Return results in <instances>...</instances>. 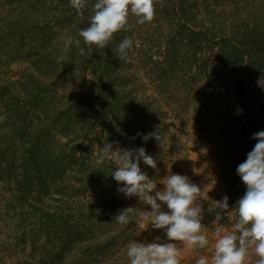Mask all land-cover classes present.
I'll return each mask as SVG.
<instances>
[{
	"label": "trees",
	"instance_id": "1",
	"mask_svg": "<svg viewBox=\"0 0 264 264\" xmlns=\"http://www.w3.org/2000/svg\"><path fill=\"white\" fill-rule=\"evenodd\" d=\"M94 3L0 0V264H129L128 245L147 244V204L118 190L115 161L97 163L106 143L158 156L155 135L188 121L238 178L228 197L247 191L237 168L264 131V0H158L152 22L130 15L89 51L78 33ZM66 36L83 54L63 51Z\"/></svg>",
	"mask_w": 264,
	"mask_h": 264
},
{
	"label": "clouds",
	"instance_id": "2",
	"mask_svg": "<svg viewBox=\"0 0 264 264\" xmlns=\"http://www.w3.org/2000/svg\"><path fill=\"white\" fill-rule=\"evenodd\" d=\"M157 2L158 0H95L89 26L81 29L78 36L88 46L89 51L93 46L103 50L109 46L116 33L130 28V15L135 16L141 25L152 22L156 15ZM70 5L82 14L87 0H70ZM55 30L59 31L58 28ZM61 39L64 40V52L68 51L70 45L75 44L83 54L81 39L71 36ZM132 47L133 41L125 38L114 52L123 62L129 58ZM60 59L63 60L64 56ZM149 138L144 136L145 141ZM253 138L257 143L248 153L246 161L237 168V174L247 188L236 208L238 221L233 224L231 231L225 232L222 226L216 229L211 259L201 256L196 264H248L250 254L257 257L255 264H264V131L255 133ZM155 139L161 148L167 143L166 138L161 135L156 134ZM141 159L153 169L157 167L156 160L146 154L144 148L121 152L119 149L113 150L112 144L106 143L97 163L115 161L117 168L112 175L123 185L118 190L129 198L137 196L141 202L150 205L152 211H147L141 219L149 221L155 229H164L168 240L177 241L179 244L131 243L126 253L129 264H180L181 247L203 249L210 243L203 231L202 208L198 203L199 200L208 199V195H204V191L191 183L188 177L180 174L168 175L162 182L166 185L165 189L156 191L157 183L139 166ZM154 191L155 195H152ZM228 199L224 196L222 201L216 202L222 208L228 209ZM157 201L166 204L169 211H162L161 204ZM130 211L131 208L124 209L114 219L126 224L130 221ZM221 219V215L217 213L215 221Z\"/></svg>",
	"mask_w": 264,
	"mask_h": 264
},
{
	"label": "rangeland",
	"instance_id": "3",
	"mask_svg": "<svg viewBox=\"0 0 264 264\" xmlns=\"http://www.w3.org/2000/svg\"><path fill=\"white\" fill-rule=\"evenodd\" d=\"M166 122H169V119H166ZM195 131V128H192L188 121L180 126L177 132H173L171 128L164 129V137L167 143L159 155L153 157L157 167L153 169L145 165L143 168V172L157 183L156 191L165 189L166 185L162 182L168 175L180 174L188 177L191 183L196 184L204 191V195H208V199L199 200L198 203L202 208L203 231L210 243L203 249L181 247L180 264H188L204 255L211 257L214 251L216 229L222 226L225 232L231 231L233 224L238 221L237 197H228L229 194L232 196L237 192L239 188L238 178L232 173L224 171L219 152L215 153V149L207 144V141L202 140ZM152 195H155V191ZM224 196L229 198L228 209L222 208L216 202L222 201ZM211 200L213 201L211 202ZM157 202L161 204L162 211H169L166 204L161 201ZM147 211H152L150 205H147ZM217 213L222 217L220 221H215ZM141 227L144 230L143 236L147 243L179 244L177 241H169L164 229L151 227L147 220L142 219ZM144 237L142 239L145 241ZM141 242L143 243V241Z\"/></svg>",
	"mask_w": 264,
	"mask_h": 264
}]
</instances>
